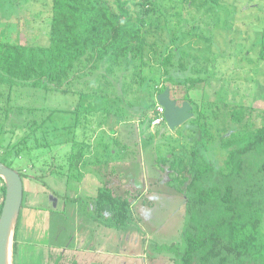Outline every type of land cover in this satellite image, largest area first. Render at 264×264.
Listing matches in <instances>:
<instances>
[{"label": "trees", "instance_id": "16d2710c", "mask_svg": "<svg viewBox=\"0 0 264 264\" xmlns=\"http://www.w3.org/2000/svg\"><path fill=\"white\" fill-rule=\"evenodd\" d=\"M201 1L212 5L221 2ZM143 3L147 6L141 15H132L124 0H113V6L106 0H51L46 45L0 41V86L45 91L66 87L67 93L76 95V106L71 110L74 121L66 127L69 142L80 156L84 149H108L104 157L93 156L89 161L97 167L112 161V146L106 145L103 136L119 135V127L129 124V120L145 134L146 150L163 143L166 126L156 136L146 131L152 122L149 112L156 105L155 96L168 87L173 100L191 105L193 116L178 127L186 140L184 147L156 156L152 165L183 196L184 216L180 239L169 245L154 243L153 250L169 254L171 264H264L260 231L264 222V124L255 127L253 110L235 101L219 98L213 108L206 107L203 101L196 104L190 91L206 83L207 75L202 74V68L196 69L201 75H190L186 65L179 63L184 58L178 57L174 43L159 44L161 40L155 29L150 30L152 20L148 18L153 11L148 4L152 2ZM151 36L154 39L149 42ZM159 46L163 50L158 53ZM172 57L178 67L170 66ZM258 59L264 60V20ZM189 66L197 65L189 61ZM166 82H171L172 87ZM177 85L184 87L180 99L173 94L172 88ZM1 111L0 163L12 168L8 158L16 157L23 147H17L14 154L13 146L3 147L4 127L11 133L15 129L28 131L22 138L25 141L48 122L54 111L44 116L36 107L11 108L8 104ZM131 141L132 136L127 142L115 138L111 143L116 149L115 160H132V168H139L140 163L133 158L135 151L129 146ZM218 154L224 155L220 166L215 162ZM15 170L24 182V174ZM4 192L2 185L0 212ZM91 214L93 219L101 220V225L117 231L127 230L135 221L129 199L106 185L93 198ZM18 220L19 216L13 254Z\"/></svg>", "mask_w": 264, "mask_h": 264}, {"label": "rangeland", "instance_id": "374dc122", "mask_svg": "<svg viewBox=\"0 0 264 264\" xmlns=\"http://www.w3.org/2000/svg\"><path fill=\"white\" fill-rule=\"evenodd\" d=\"M106 1L110 6H113V0ZM124 1H126L127 8L132 15H141L143 8L147 6V4L144 5V0ZM150 1L152 3L148 6L149 9L153 10L148 16L152 20L150 30L155 29L154 33L161 40L159 44L161 42L174 43V47H177L180 54L178 57L183 56L184 58L180 59L179 63L183 66L186 65L185 70H188L190 75H201L196 72V69L202 68V74H206L208 77L206 83L197 86L198 89L192 96L193 101L196 104L203 101L206 107L211 108L215 106L214 101L219 98L235 101L237 102L235 104L253 110L251 118L255 127L263 125L264 60H259L258 54L260 33L264 20V0H221L218 5H212L201 0ZM50 6L51 0H0V41L25 45H46L51 15ZM147 27L149 26L147 25ZM158 27L160 28L158 29ZM153 39V36L148 37L149 42ZM161 50L163 49L159 46L156 51L159 53ZM173 60L172 57L170 66L178 67V61L174 60L173 64ZM189 61L196 62L197 66L192 68L193 66H189ZM166 84L172 87L171 82H166ZM65 88L58 91H45L41 88L35 89L26 86H14L11 89L0 86L1 121L4 116L1 109L6 104L11 108L17 106L36 107L42 111L44 116L47 115L48 111H54L48 122L35 134L28 135L25 141H22V138L25 137L24 133L28 131L15 129L11 133L7 127H4L3 147L13 146V154L17 151V147H23L16 157L11 155L12 158L9 157L8 160L12 162L13 169H18L24 174L26 189L32 178L33 182L35 181L34 178H37L36 180L40 185L50 170H64V174H66L68 170L65 167L70 161H75L74 159L78 158V153L71 147L69 142L71 136L68 135L66 128L73 124L74 115L71 110L76 106L77 96L67 93ZM172 89L175 98L180 99L184 93V87L177 85ZM127 122L129 124L126 123L127 125L119 127L120 134H117V137L122 142H127V139L132 136L129 146L136 154L135 157L133 156L134 162L140 163L139 168H131L133 169L131 174L135 184L142 172L145 176H150L156 156L181 150L186 140L179 133L178 127L172 131L167 129L162 140L163 143L157 145L155 149L153 147L152 150H146L148 141L145 134L138 132V124L130 120ZM132 122L133 124H130ZM164 127L163 124L153 127L149 125L146 133L150 132L156 136L158 131L166 129ZM185 134L188 135L186 132ZM184 149L188 150V146ZM84 151L83 154L90 153L87 149ZM223 158V154L217 155L215 162L218 166L222 165ZM88 160L90 159L85 158V161ZM157 170L159 171V182L156 186L150 184L146 187L150 194L153 193V197L149 199L143 197L132 208L133 215L139 225L133 223L128 235L123 231L115 232L121 235V246H125L130 252L135 251L136 253H138L139 245L137 246L131 241L129 243L127 239L130 236L133 240L137 237L136 243H142L143 240L140 242L138 238L141 239L145 234V241L148 240L146 250L148 263L171 264L169 254H158L152 247L154 243L169 245L180 239L184 216L183 196L178 193L174 185H168L166 176L162 174L159 168ZM57 181L56 183L47 181L46 184L50 185L61 198L68 196L70 189L66 190L68 187L64 182L65 180L59 179ZM133 183L130 181L126 184L132 186ZM2 185H4V181L0 179V188ZM40 187L41 189L44 188L43 186ZM142 189L143 184L142 187H132L130 191L133 192L132 194H138V192L141 193ZM64 200L68 201L69 198ZM85 201V206L89 209L92 201L89 204H87L88 198ZM58 214L55 215V218L59 217ZM95 222L96 224L101 223V221ZM98 227L105 228L103 225H98ZM98 227L95 225L94 228L99 231ZM136 230L141 234L140 236H136ZM260 231L264 238V222ZM139 249H141L140 246ZM149 257H153L154 260L151 261Z\"/></svg>", "mask_w": 264, "mask_h": 264}, {"label": "crops", "instance_id": "0c3cea01", "mask_svg": "<svg viewBox=\"0 0 264 264\" xmlns=\"http://www.w3.org/2000/svg\"><path fill=\"white\" fill-rule=\"evenodd\" d=\"M195 91H190L192 99ZM137 130L141 133L140 126ZM103 137L106 145L113 147L111 143L117 138V135L108 133ZM94 142L95 140L92 139V145ZM112 147L109 157L112 158V161L110 160L108 165L97 167L89 164L93 156L102 158L107 155L105 153L109 152L106 148L102 149L104 147L98 149L97 152L91 148L90 151L88 150L90 153H85L82 156L78 153V158L69 162L65 167L68 170L66 174H64V170L48 171L43 181L44 185H39L37 178H34L33 182L32 178L26 189L24 180L13 264H70L71 262L77 264H149L146 257L148 240L145 241V234L141 239L138 238L140 242L143 240L142 243H136L137 237L133 240L129 235L130 237L127 239L129 243L131 241L141 248L139 249L138 246V253L130 252L125 246H121V235L115 232L117 230L98 227L101 224H96L95 221L100 222L101 220L93 219L91 206L89 209L85 206V199L88 198L87 204H89L93 201L97 191L104 185L118 194H123L129 200H133L130 201L132 208L143 197L146 199L153 197V193L150 194L146 187L150 184L157 185L158 178H154L156 176L154 173L159 172L157 167L151 168L150 176H145L142 172L137 183L134 184V177L131 174L133 171L131 169L132 160H115L116 149ZM85 158L90 159L86 164ZM69 169H72V172H69ZM59 179L65 180L68 187L66 190L70 189L68 196L61 198L55 195L56 192L46 184L47 181L56 183ZM130 181L133 183L132 186L131 184L127 186L126 183ZM142 184L141 193L132 194L130 189L135 186L142 187ZM40 186L44 188L41 189ZM85 193L88 194L85 195ZM90 193L91 196H89ZM65 198H69V200L65 201ZM76 198L80 200H73ZM57 213H59V217L55 218ZM95 225L99 231L94 228ZM136 225H139L138 222ZM130 229L131 227L123 232L128 235ZM140 235L137 231L136 236ZM151 259L154 260L153 257Z\"/></svg>", "mask_w": 264, "mask_h": 264}, {"label": "water", "instance_id": "95a60500", "mask_svg": "<svg viewBox=\"0 0 264 264\" xmlns=\"http://www.w3.org/2000/svg\"><path fill=\"white\" fill-rule=\"evenodd\" d=\"M157 104L164 108L163 118L168 130L180 127L192 118L191 105L183 101L178 104L171 98L166 87L155 96ZM0 178L4 181V198L0 212V264L7 263V246L10 240V261L13 264V234L23 200V182L19 173L0 163Z\"/></svg>", "mask_w": 264, "mask_h": 264}, {"label": "built area", "instance_id": "2783aa9c", "mask_svg": "<svg viewBox=\"0 0 264 264\" xmlns=\"http://www.w3.org/2000/svg\"><path fill=\"white\" fill-rule=\"evenodd\" d=\"M163 113L164 108L156 103L154 109L149 113V117L152 119V127L159 126L164 123Z\"/></svg>", "mask_w": 264, "mask_h": 264}, {"label": "bare ground", "instance_id": "6f19581e", "mask_svg": "<svg viewBox=\"0 0 264 264\" xmlns=\"http://www.w3.org/2000/svg\"><path fill=\"white\" fill-rule=\"evenodd\" d=\"M9 243H10V240H9ZM8 243V246H7V263L6 264H11V261H10V245Z\"/></svg>", "mask_w": 264, "mask_h": 264}, {"label": "flooded vegetation", "instance_id": "af4514ba", "mask_svg": "<svg viewBox=\"0 0 264 264\" xmlns=\"http://www.w3.org/2000/svg\"><path fill=\"white\" fill-rule=\"evenodd\" d=\"M154 175H156V174L154 173ZM154 175H153V176H154ZM155 177H156V179H157V178L159 179V177H158L157 175L154 176V178H155ZM22 182H23V181H22ZM135 197H136V196H135ZM135 197H134V198H135ZM129 201H130V200H129ZM132 213H133V211H132ZM133 218H134V220H135L134 223H137L136 217H135L134 215H133Z\"/></svg>", "mask_w": 264, "mask_h": 264}]
</instances>
